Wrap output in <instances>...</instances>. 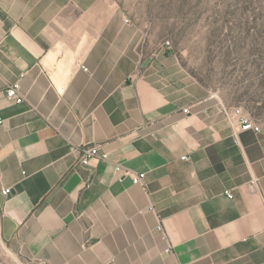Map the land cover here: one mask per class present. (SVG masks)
<instances>
[{
    "label": "crops",
    "instance_id": "obj_1",
    "mask_svg": "<svg viewBox=\"0 0 264 264\" xmlns=\"http://www.w3.org/2000/svg\"><path fill=\"white\" fill-rule=\"evenodd\" d=\"M104 1L0 0V264H264V126L105 34Z\"/></svg>",
    "mask_w": 264,
    "mask_h": 264
},
{
    "label": "rangeland",
    "instance_id": "obj_2",
    "mask_svg": "<svg viewBox=\"0 0 264 264\" xmlns=\"http://www.w3.org/2000/svg\"><path fill=\"white\" fill-rule=\"evenodd\" d=\"M103 3L111 6L105 34L140 35V53L161 52V64L179 67L223 115L239 109L264 126V0Z\"/></svg>",
    "mask_w": 264,
    "mask_h": 264
},
{
    "label": "built area",
    "instance_id": "obj_3",
    "mask_svg": "<svg viewBox=\"0 0 264 264\" xmlns=\"http://www.w3.org/2000/svg\"><path fill=\"white\" fill-rule=\"evenodd\" d=\"M80 68L84 72L88 71V68L83 65H81ZM17 90L18 85H13L7 89L6 95L8 98L14 99L16 103H22L23 98L17 93ZM184 112H186V110H184ZM224 117L232 127L237 126L241 131L252 130L255 133L260 132V125L249 119L245 114L241 113L239 109L234 112L224 111ZM78 154V163L82 166H89L91 161H109L108 154L103 152L100 146L85 145L78 149ZM116 170L120 172L122 176H128L135 185H140L143 182L144 174H136L121 167H116ZM10 190L11 189L9 188L3 189L1 194L7 196L10 193ZM227 197L232 198L230 194H227ZM149 210L152 211L153 209L150 208ZM157 230L161 233L163 232L161 226H159Z\"/></svg>",
    "mask_w": 264,
    "mask_h": 264
}]
</instances>
